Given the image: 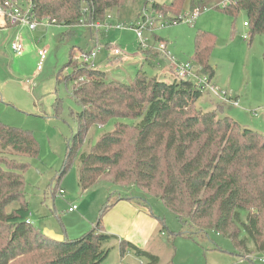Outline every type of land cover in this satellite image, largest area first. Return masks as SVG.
Wrapping results in <instances>:
<instances>
[{"label": "trees", "instance_id": "16d2710c", "mask_svg": "<svg viewBox=\"0 0 264 264\" xmlns=\"http://www.w3.org/2000/svg\"><path fill=\"white\" fill-rule=\"evenodd\" d=\"M127 1L32 0V14L36 21L71 28L102 22ZM137 1L142 8L150 2ZM184 2L152 3L151 9L172 20L170 25L177 24L183 21ZM204 9L224 13L233 21L243 12L250 38L264 35V0H190L191 12ZM215 45L213 33L196 32L190 62L209 80L215 74L209 63ZM147 52H142L144 65L152 66L154 54L149 58ZM74 53L72 49L58 79L71 84L81 111L75 114L77 129L67 141L59 173L49 184L50 195H56L91 127H104L112 120L137 121L117 122L88 153L78 156L81 193L110 177L111 185L128 183L155 195L180 224L188 223L200 234H221L247 255L246 239H240L243 231L253 251L264 253V136L228 116L219 117L220 101L213 110H200L197 104L203 92L191 82H163L141 68L131 81L107 80L103 71L77 65ZM262 60L264 65V52ZM121 61V56H113L107 64ZM38 152L31 133L0 124V264H101L111 242L117 243L120 258L131 251L145 258V264H159L157 256L104 232L101 219L114 203L110 197L93 228L78 239L52 237L47 230L36 229L23 189L29 161ZM181 235L192 238L193 233Z\"/></svg>", "mask_w": 264, "mask_h": 264}, {"label": "rangeland", "instance_id": "374dc122", "mask_svg": "<svg viewBox=\"0 0 264 264\" xmlns=\"http://www.w3.org/2000/svg\"><path fill=\"white\" fill-rule=\"evenodd\" d=\"M150 2L146 10L152 3L169 4L172 0ZM142 10L139 1L129 0L120 9L110 11V18L107 16L99 22L110 25V28H100L98 32L87 24L69 28L50 25L46 20L40 21L35 31L30 32L26 28L2 25L0 21V124L31 133L39 149L37 158L29 161L30 168L24 174L23 194L28 202L30 221L41 232L47 230L55 236L75 240L93 228L108 197L113 201L117 194H126L145 201L153 218L158 221L153 238L141 244L142 248H137L157 256L159 264H264L258 261L264 253L253 251L254 245L243 231L240 239H246V249L250 252L247 255L221 234L213 231L200 234L188 223L180 224L159 198L132 188L128 183L111 185L112 179L107 177L98 187L81 193L78 156L88 153L102 135L113 130L117 122L133 125L137 121L112 120L104 127H91L77 156L58 183L59 190L64 191L63 197L58 196V191L54 197L49 193V184L64 161L67 141L77 129L75 114L81 111V105L71 94V84L58 79L59 72L69 61L72 49L77 54L89 53L98 47L93 60L95 68L105 72L107 80L131 81L137 66L126 60L111 65L104 61L108 56L113 57L112 50L107 47L119 49L122 59L126 55H143L141 43L131 30L140 20ZM192 13L190 0H185L180 12L181 23L170 25L173 21L169 18H159L157 21L167 22L165 27L156 29L155 26L153 34L142 31L147 49L150 48L147 55L151 57L156 53L159 41H164L169 56L176 63L190 62L196 32L213 33L216 45L209 63L215 74L214 80L210 81L217 82V87L229 91L233 98L239 97L237 106L222 103L223 113L218 115L228 116L242 128L264 136V35L256 34L250 38L248 28L243 26L246 21L243 12L233 21L224 13L204 9L188 23ZM116 26L121 29H115ZM16 36L23 45L20 57L15 56L10 48ZM244 36L247 39L244 40ZM38 50L46 51V59L39 71ZM170 65L168 58L161 55L153 62V68L145 66L144 71L149 77L168 83L170 80L165 75L169 74ZM67 72L70 70L63 71V74ZM213 100L203 92L197 107L210 111L216 104ZM72 205L77 210L70 213L68 208ZM241 216L244 220L245 214ZM184 233H193L192 238L181 235ZM108 247H111L109 255L101 264L146 263L145 258L137 257L131 251H126L120 258L116 242L109 243Z\"/></svg>", "mask_w": 264, "mask_h": 264}, {"label": "built area", "instance_id": "2783aa9c", "mask_svg": "<svg viewBox=\"0 0 264 264\" xmlns=\"http://www.w3.org/2000/svg\"><path fill=\"white\" fill-rule=\"evenodd\" d=\"M151 3V2H150ZM198 14L197 11L192 13L188 23H190L194 17ZM107 18H110L109 16ZM160 17V14L152 10L151 8L146 10V7L142 10V16L138 20L135 26H132L131 30L134 31L136 37L141 43L142 49H147V40L143 38L142 31H148L151 34L154 32V27L163 28L167 25V22L157 21ZM0 23L2 25H7L9 27L15 28H26L28 31H35L40 21L33 19L32 14V0H3L0 1ZM43 21V20H41ZM47 21V20H46ZM156 21V23H154ZM48 22V21H47ZM88 26V25H86ZM244 27H247L246 23H243ZM90 29H94L95 32H98L100 28L109 29L110 25L103 23H93L88 26ZM115 29H121V27L116 26ZM243 39H247L246 36ZM10 48L13 54L17 57L22 56L23 45L21 39L16 36L10 43ZM98 47L94 51L89 53L78 52L73 55V60L78 62L81 65L95 68L93 62L94 55L98 51ZM113 56H121V51L115 47H111ZM158 51L165 55L171 63L172 66V76L176 81H188L191 82L196 88L200 89L202 92H205L212 96L213 98L220 100L222 103H229L232 106H237L238 102L232 97L227 95L225 91H222L213 84L206 75H201L196 70V68L190 62L185 63H176L174 58L169 56V53L166 50V44L164 42H159ZM38 63L37 71L41 69V66L46 59V51L38 50L37 51ZM64 191L58 190V196L63 197ZM77 210L75 205L69 206L68 212H74ZM259 262H264V257L258 259Z\"/></svg>", "mask_w": 264, "mask_h": 264}, {"label": "crops", "instance_id": "0c3cea01", "mask_svg": "<svg viewBox=\"0 0 264 264\" xmlns=\"http://www.w3.org/2000/svg\"><path fill=\"white\" fill-rule=\"evenodd\" d=\"M159 42H164V41H159ZM106 47H107V45H106ZM107 48L111 49V47H107ZM149 49H143V51L146 52ZM166 50H167V45H166ZM152 51H154V50H152ZM141 52H142V50H141ZM155 52L156 53H152V54H154L153 59H152V66H148V67L153 68V62L157 58L161 57V55H162L158 50H156ZM149 58H151V57H149ZM108 59H109V56H108V58L105 59L104 62H106V65H111V64H107ZM125 60L131 62L132 65L137 66V70L139 68H141L142 71H144V67L146 65H144V58H143V55H141L140 53L132 54V55H126L124 57V59H122L121 62H123ZM190 63H192V62H190ZM113 64H116V63H113ZM192 65L196 68V70H198L197 67L193 63H192ZM169 68H170L169 74L165 75V77L171 81L174 79L172 76L173 70H172L171 65L169 66ZM212 80H214V78ZM213 83H215V85L219 86L217 82H213ZM225 91H227V90H225ZM227 92L229 93V95L231 97L233 96L229 91H227ZM208 96H210V95H208ZM233 99H235L239 103V101H238L239 97L238 96H234ZM213 101L216 104L220 103V102L216 101L215 99ZM242 101H243V103H245L243 98H242ZM242 101H241V103H242ZM206 105L208 106V108H210L208 104H206ZM223 109L224 108H222L221 113H223ZM211 110H213V109H211ZM117 195L118 196L115 198V200H113L114 201L113 205L102 216V221H101L102 228H103L104 232H106L107 234L116 236L119 239L125 240V241L133 244L136 247L142 248L141 244H146L150 239L153 238L154 234L156 233L158 221L153 218L152 213H151L149 207H147V204L145 203V201L137 200L138 198L130 197L129 195H126V194H124V195L117 194ZM109 200H111V198Z\"/></svg>", "mask_w": 264, "mask_h": 264}, {"label": "water", "instance_id": "95a60500", "mask_svg": "<svg viewBox=\"0 0 264 264\" xmlns=\"http://www.w3.org/2000/svg\"><path fill=\"white\" fill-rule=\"evenodd\" d=\"M46 231V230H45ZM44 231V232H45ZM48 234L50 235V236H52V237H57V238H62V236H55L52 232H48Z\"/></svg>", "mask_w": 264, "mask_h": 264}]
</instances>
